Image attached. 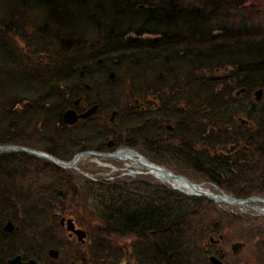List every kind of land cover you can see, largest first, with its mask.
Instances as JSON below:
<instances>
[{
  "label": "trees",
  "instance_id": "trees-1",
  "mask_svg": "<svg viewBox=\"0 0 264 264\" xmlns=\"http://www.w3.org/2000/svg\"><path fill=\"white\" fill-rule=\"evenodd\" d=\"M0 1L5 2L0 15V74L4 70H16L15 67H18L27 75V80L17 88V92L22 88L27 95L22 102L17 101L14 104V109L21 117L17 119L15 116L11 119L8 131H0V144H24V135L30 139L36 136L47 142L48 151L56 153L55 150L60 148L59 144H65L64 139L67 138L66 131L61 128L62 113L70 96L73 97L82 84V72L85 77H89L85 79H90L93 75H96L97 79L109 78L113 72L110 61H133L139 63L143 72H162L163 76L158 83L163 84L161 91L165 90L164 85L168 83L170 91L173 92L169 94L171 97H167V101H171L170 106L185 102L186 113L183 115L186 116L180 118L182 120L178 126L189 128L188 132L181 135V140L186 142L183 143L186 156L209 167V170L203 171L208 174L210 181L216 180L220 186L232 189L218 181L220 175H225L226 177H222L224 181L228 179L232 184H236V181L229 177L230 155L214 157L209 155L208 151L226 143L221 140L214 141V132H218V128L235 125L234 106L239 102L243 112L247 105L252 103L247 116L255 119L254 124L264 127V107L256 108L259 102L249 96V91L237 97L230 90L232 86H248L249 89L264 86V32L259 36L239 32L245 26L254 28L263 25L262 20L240 19L230 11V0ZM138 3H146L152 8L143 13L136 8ZM32 14L39 15L38 18L43 17L42 27L36 21L31 23ZM130 27L161 30L168 28L169 44L166 36L147 39L145 36L134 35L141 39H126L128 34L124 29ZM100 29H104L106 34H100ZM90 30L98 33L93 32L94 37H97L91 40L86 34ZM212 30L222 31L217 36H212L209 34ZM26 32L45 36V40L50 41L52 55L37 56L38 61L34 58L20 63L19 49L12 40L21 38ZM87 54L91 57L82 65L84 68L81 71L74 63ZM3 58L10 64L3 62ZM177 61L178 64L183 62L184 66L178 67V64H175ZM47 63L49 64L46 66ZM167 73L172 77L173 84L164 79ZM60 84H64V88ZM149 87L150 85L138 93L152 91ZM155 87L159 89L158 84ZM182 89V96L175 93ZM11 97L9 95L8 99L0 103V111L1 108L9 107ZM189 113L197 117L200 114L201 121L190 119ZM256 113H259L258 119L255 118ZM0 121L6 122L5 114H0ZM54 123L61 129H50ZM193 123L196 127L191 126ZM111 125L115 127L113 122ZM141 133L142 136L134 134L126 141L133 145L135 143L131 139L136 136V144L142 145V152L154 159L155 156L153 158L150 153L154 147L150 150L144 147L143 143L151 142L152 136L145 128ZM222 134L217 133V137ZM243 134L244 132L239 134V139L236 138L235 141H246L247 138ZM174 148L179 150V147ZM24 154L42 161L26 152L0 154V213H15L19 210L25 214L37 211L46 215L53 210L51 204L55 203L62 210L68 209V213L76 215L77 212L83 216L81 221L91 224L95 246L93 253H101L99 258H102L104 264H119L117 255L121 251L128 252L114 240L125 235L133 238L129 243V253H134L133 258L139 260L137 264H199L202 255L200 246H213L208 240L204 243L208 231L206 225L202 232L199 231L201 223L199 225L198 220L203 214V198L189 196L148 179L97 183L81 178L78 179L79 186H73L71 191L66 192L69 183L65 182L70 180L63 177L56 183L55 180L44 182L41 179L42 171L37 166V173L31 172L32 168H27L24 179L22 172L28 162ZM58 169L56 166V171ZM31 177L35 178L28 180ZM26 184L27 191H23ZM62 188L65 194H62ZM235 189L232 190L238 195H250L244 190ZM30 190L32 192H29ZM54 190L57 193H53ZM80 190L93 197H88L92 204H87L83 199L82 207L63 204L70 194L74 197L83 196ZM27 199L40 209H25L28 205ZM207 201L209 205H214L212 200ZM206 211L205 208V213ZM216 212L222 215L220 219L228 217L223 211ZM35 219L34 217L33 223H29L30 227H45L42 223L34 224ZM259 222L257 219L255 225L251 226L252 232L248 231L239 238L250 244L255 234H261L259 230L263 229V224L258 225ZM202 223L204 224L203 221ZM17 233L18 229L11 233L0 229V259L5 264L10 255L21 250L16 244H12ZM261 238L264 242V233ZM256 252L260 262L264 255V245L259 246ZM25 255L34 256V252ZM203 259L205 264H209L206 257ZM236 264L250 263L248 259H244Z\"/></svg>",
  "mask_w": 264,
  "mask_h": 264
},
{
  "label": "rangeland",
  "instance_id": "rangeland-1",
  "mask_svg": "<svg viewBox=\"0 0 264 264\" xmlns=\"http://www.w3.org/2000/svg\"><path fill=\"white\" fill-rule=\"evenodd\" d=\"M4 5H5V2L0 1V15L3 12L2 10L4 8ZM38 13L41 15L40 12ZM235 14L240 16L237 13ZM32 16L33 17L30 18V19H33L31 23L34 24V22L36 21L38 22L39 26L42 27L44 23L43 17L40 16L38 18L39 15L36 16L35 14H32ZM93 32L96 33L95 30L94 31L90 30L86 32L89 40L97 37V35H95L94 37ZM134 35L133 33L128 34L126 36V39L131 38V37L137 40L141 39L138 36H134ZM145 37H147V39H151L153 36H145ZM12 43L17 46V49H19L18 60L20 61V63L22 62V64L24 63V61L33 60L37 56L52 55L51 52L53 51L52 47L50 46L51 45L50 41L49 42L46 41L45 36L41 34H37L35 32L34 33L26 32L22 35L21 38H13ZM0 54H1V50H0ZM87 55H84V57L78 58L76 62L74 63V65H77L76 67L80 69L81 71L84 68V66L82 65L89 60V57H91L90 55L88 56ZM1 59L2 57L0 56V62H1ZM36 60L38 61L37 58ZM3 62L10 64L4 58H3ZM109 63L110 65H112L111 70L115 73L113 77H109V78L107 77V78H102L98 80H95L94 78L93 80H90L87 78L84 80V83L89 82L92 85V88L89 90H86L85 92H88L89 94H91V97H97L100 100V102L103 103V106L105 107L104 109L106 112V120L104 119L105 121H107L113 109L120 108L121 106H122V109H126L125 104L128 101H130V99L133 98L131 96L135 93H138L144 90L148 85H150L149 88L153 90H157V87H155L156 84H158V87H159L158 90H162L163 88V84L158 83V80H161L163 76L162 72H155V71L143 72L144 70L141 68L139 63L133 62V61L121 62L118 60V62H116L112 60ZM48 64L49 63L45 65L47 66ZM175 64L177 65L178 61ZM183 66H184L183 62H180L178 64V67H183ZM15 68L16 70H7V71L4 70L3 73L0 74V103L8 99L9 95L11 97L12 94H15L17 92V88L21 87L23 83L27 80V75H25V73L22 72L20 68L18 67H15ZM164 79L167 82L170 81L171 84L174 83L172 81L173 80L172 77L169 76L168 73L165 75ZM167 84L164 85L166 87L164 91L169 92V94H172L173 92L170 91V88L169 86L167 87ZM60 85L62 86V88H64L65 86L64 84H60ZM230 88H231L230 90H232L234 94L241 89L240 87H237V86H232ZM183 91L184 89H182L181 91H177L175 93H177V95L182 96ZM26 95L27 93H25V91L22 90L21 88L20 91H18L16 95L9 98V101H10L9 107L7 109L1 108L0 114H5L6 122L1 123L0 121V131H4L5 133L6 131L9 130L10 127H8V124L9 122H11V119L13 117L17 116V119L21 117L17 113V111L14 109L15 107L14 104L17 101L22 102ZM241 96L242 94L240 95V97ZM249 96L253 98L254 100L256 98V95L253 93V90L249 91ZM169 97H171V95ZM131 101L133 103V99ZM170 102L171 101L167 103L170 104ZM256 102H259L256 108L260 109L264 107V98ZM239 104L240 102L237 103L236 106H234V113H233L234 120L233 121L235 125L230 126V127L228 126L229 128L221 127V128H218V132L216 131L214 132V135H215L214 141L218 142L221 140L222 142H226L223 146H216L215 148L211 150L212 152L213 150H217V152H214L215 154H212V156L214 155V157L219 156V155H226V154L230 155V148L232 147V144H235L234 142L236 138L239 139L238 138L239 134L245 132L246 130L245 127H260V125L254 124L255 119H252L247 116L248 111H250V109L252 108V103L250 105L249 104L247 105L245 112H243L242 107H240ZM185 106H186L185 102H179L178 106L174 108L172 107V109L169 110V118H170L169 122L170 123L175 124L177 123L178 119L186 116V114L183 115L184 113H186L184 110ZM14 112L16 114H14ZM123 114L124 115L130 114V112L123 110L121 116H123ZM191 114L192 113L188 114V117L191 116L190 119L195 118L196 120L200 119L201 121L200 114H198L199 115L198 117L194 116L193 114L191 115ZM133 115L136 116L135 120L133 119ZM258 115L259 113L255 114L256 119H258L257 117ZM130 116H132L131 118L133 119V121L131 124L128 125V127H130L129 132H127L124 129L125 126L119 127V125H124L123 122L121 121L122 117L120 118V121L118 119L116 123L114 122V126L116 128V136L114 137V139L116 140L115 146L120 145L117 148H121V146L123 147L124 145L132 146L139 153L145 154L142 152V149H140L142 145L136 144L138 141L136 136L135 138L131 139L135 143L133 145L121 140V138L125 139V137L134 136L136 129H138L139 127H148L147 129L151 131L152 127L148 124H145V118H147L148 116L146 113H143L141 115L137 111H134V113H132V115ZM125 118L127 117L124 116V119ZM241 118L248 119L250 124H246V123L243 124L240 121ZM198 125L200 127V123H198ZM81 126L84 127L83 124H81L77 126L79 127L77 129H82ZM109 126L110 125L107 123V128H106L107 130H109ZM191 126L196 127V124L193 123ZM52 128L54 130L61 129L57 127L55 123L51 124L50 129ZM64 130L66 131L67 135L70 136L69 131L67 129H64ZM141 130H143V128ZM149 130H147L148 133L150 132ZM219 132L223 134L217 137V133ZM81 134H83V132L79 133V138H81L82 136ZM108 135H111L110 130L108 132ZM142 135L139 134L137 136H142ZM71 137L72 135L70 136V138ZM22 139H23L24 144L28 145L29 147L33 149H43V148L46 149L47 148L46 146L47 142L42 137L35 136L34 138L30 139L27 137V135H24ZM109 140H111V138H109ZM67 142H69L68 137L64 139L65 144L63 143L59 144L60 147H68L69 145L67 144ZM143 143H144V147L154 146L158 149L156 153L154 151H151V152H154L155 157H156L155 161L153 162L157 164H159L158 162H162L159 165L169 167V169L173 171L174 173L184 174L190 180L196 183H206L207 185H210V186L212 185L211 188H213V190L216 193L226 192L238 198L246 197V196H241V195L236 194V192L232 190V189L237 188L236 184L235 185L232 184L230 180L228 179L227 181H224V179H222V177L220 176L221 178L218 179V181H222V183L226 184L227 186L232 187V189H227V188L220 186L216 180L209 181L208 174H206L203 171V169H201L200 165L196 164L195 162H190L193 165H189L188 160L183 159V158L178 159L177 157H175V153L172 150H170L171 148L164 149L161 147L160 144H157V143H148V144L145 142ZM80 145H81V142L78 143V146ZM115 146L106 147V152H111V151L116 150L114 149ZM79 150L77 148H72L68 155L72 156L75 153H77ZM221 151H225V152L221 154ZM245 151L246 152L238 153L237 157L239 158L238 160L239 163H237L236 168H239L242 166L243 164L242 159L245 161L247 159L252 160L247 150ZM24 156L26 157L25 158L26 162L28 161L26 163V168L24 167L23 172H22L24 179L28 172L27 168H32L31 172L37 173V170L35 168L36 166L39 169H41L42 172L40 173L42 174L41 177H43L41 179L44 182L55 180V183H56L58 179L60 180L61 178L64 177L65 179L67 178L68 180L72 181L71 187L73 186L76 187V186H79L78 179H81V178L88 179L89 178L85 174L80 172L79 170L71 169L72 174L70 176L67 174L68 170H65L63 168H61V170L58 169V171H56V169H54L55 166L51 163H47L48 162L47 160L43 161L44 160L43 159L42 161H39L33 158L29 159L28 155L24 154ZM148 159L150 158L148 157ZM126 166H127V169L130 167H134V169L136 168L134 161L128 158L127 159L112 158V157H107V156H96V155H91V154H85L78 161V167L80 168L81 171L87 172L89 173V175H92L98 178L99 180L103 179V180H110L111 182H116L120 180L131 181L133 179H141V180L148 179L152 182L160 183V184H163L173 189V187L170 184L161 181L154 174L149 173L146 168H138L140 171H142V173L136 174L134 176L124 175L123 174L124 172L129 171V170L122 171V169H126L125 168ZM186 167H189V168L183 169ZM118 170L121 171V174L118 172ZM260 172L261 171L258 170L257 172L252 173V176L256 177L261 174ZM118 174L120 175L117 176ZM215 175H218V174L215 173ZM210 177H213V175H210ZM33 178L35 177H31L28 180H31ZM262 179L263 178L260 176L256 180H254L253 182L254 186L252 187L262 186L264 183V180ZM104 182L105 181L101 183H104ZM210 182H213V183H210ZM27 187H28V184L25 185V188L23 191H27ZM62 191H64V188H62ZM246 191H248V189H246ZM29 192H32V191L30 190ZM247 193H251V194L253 193L252 196H256V197H262V198L264 197V194H257V193L255 194L253 190H250ZM80 194L83 196L74 197L72 194H70L67 201L63 204L76 205L78 207H82L83 206V204H81L82 199L86 200L87 204L93 203V202H89L88 200V197L93 198L91 195H86L81 190H80ZM195 197L204 199V202L202 205L203 209L201 210V212L203 213L201 214V219H200L201 221L198 220L199 225L201 223V226H199L200 232L204 230L205 225H206V228L208 229L207 235L206 237H204V243L205 244L207 243V240L210 234H213L216 238L220 234L225 235L224 237L225 239H223L222 242L217 245H213L212 247L211 246L206 247L205 245L202 244L200 246L202 255L200 256L201 261L199 264H205L204 263L205 260L203 259L204 257L207 258L208 263H209L210 254L212 253L217 254V251L219 252V249L221 248L227 252V254L224 256V260L226 264H236L240 260H244V259H248V262L250 264H264V255L262 256L261 261L258 262L259 260H258V256L256 252V249L259 248V246L264 245V242H262V238H261L262 233H264V214L263 213L259 212L253 207H245L244 205H233L227 202H215L213 199H210L206 195H199V196L195 195ZM207 200H210V201L212 200L214 205L212 206L209 205ZM26 202L28 205L25 207V209H29L31 207L37 210L40 209L36 207L34 204H32L28 199L26 200ZM51 206L53 210L49 214H46V215L40 214L37 211L32 214H27V213L25 214L24 212H21L19 210H17V212L15 213H12V211H6L4 213H0V223H2V225H4L8 219H11L15 223V225L19 226L18 233L13 238L12 244L13 245L16 244L21 250H18V252L14 254L21 253L26 258L34 257L36 259H39L45 262V264H50V260L52 259V257L49 256L48 251L50 248L55 247L60 250V257L56 261L57 264H69L73 260L82 261L85 257H89L90 255H91V260L102 262L101 260L102 258H99L102 254L97 253V252L96 254L93 253L94 252L93 249L95 248V246H94V236H93L92 231L90 230L92 228L91 224L89 222L84 223L83 221H81V219H83V216H81L80 214H77V212H75L76 215L71 212H69L70 214L68 213L69 215L75 218L76 224L78 226H81L88 231V238H87L86 244H81L77 241L76 238L69 237L67 230L60 225L59 220L61 216H63V214L65 213L64 209L62 210L61 207L57 205V203L51 204ZM86 207L90 208V206H86ZM205 208L207 210L206 213H205ZM217 210L225 212L228 215V217L225 219H220L219 217L222 215H219L218 212H216ZM85 213H88V211H85ZM34 217L36 218L34 221V224L40 225L42 223L44 224L45 227L39 226L38 229L30 227L29 223L30 222L33 223L32 219ZM257 219H259L260 221L258 225L260 223L263 224L261 226V228L263 229L259 230L261 234H258V235L255 234L252 237L251 239L252 244L251 243L246 244L245 242V244H243V246L240 249L238 250L232 249L233 242H244L239 237L240 236L242 237V234L248 231L252 232L251 226L255 225L254 223L257 221ZM202 221L204 222V224L202 223ZM2 225L0 226V228L2 227ZM244 237H246V235ZM114 240H116V242L120 244V247L122 248L125 247V249L128 250V252L126 253L120 252V253H123V255L120 258L118 257L119 254L117 255V259L120 262V264H137V262H139V260H136L133 258L134 253L132 252L129 253V250H130L129 243L131 240H133L131 236L125 235V236L117 237ZM248 242H250V240H248ZM29 252H34V256L25 255L26 253H29ZM14 254L10 255L9 257H12ZM128 256H131V257H128ZM0 262L2 264H5L2 259H0ZM110 263L113 264V262H110ZM82 264H85V263L82 262Z\"/></svg>",
  "mask_w": 264,
  "mask_h": 264
},
{
  "label": "flooded vegetation",
  "instance_id": "flooded-vegetation-1",
  "mask_svg": "<svg viewBox=\"0 0 264 264\" xmlns=\"http://www.w3.org/2000/svg\"><path fill=\"white\" fill-rule=\"evenodd\" d=\"M230 4V10L233 13H237L240 16V19H246V20H262L263 25H260L259 27L249 28V26H245L244 28H241L239 32L241 33H247L249 35L259 36L264 32V0H237L235 3L234 0ZM136 8L138 10H142L143 13L145 11L152 8V6H147L146 3H138L136 5ZM200 15V13H197ZM99 29V28H98ZM119 31H121V28H119ZM216 34H220L222 30H212L209 34L212 36H217ZM124 32L127 34L133 33L136 35L141 36H166L167 44H169V29L166 28L164 30L156 29V28H127L124 29ZM95 33V32H94ZM98 34V33H95ZM100 34L104 35L106 34L104 32V29H100ZM88 77V76H86ZM85 75L81 74L80 80H85ZM89 78V77H88ZM94 78L95 80H98L96 75H93V77H90V79ZM168 87V85H167ZM245 87V91L241 92L237 96L240 97L242 94L245 95L248 91L253 90V93L256 89L262 87L264 89V86H256L252 89H249L248 86H241L240 88ZM92 88V85L88 82L83 83L79 85V90L74 94L73 97L70 96L69 101L66 104L65 109H74L78 114H82L92 108V106L97 105L95 111L93 114L86 118H80L75 124H67L64 122V119H62V129H67L70 133L68 147H60L55 150L56 153L54 155L64 161H68V154L71 151L72 148L76 147L78 150L80 148V152L86 151V150H96L98 152H104L106 147L109 146V140L107 136V121L106 120V112L105 107L103 106V103L100 102V100L97 97H91V94L88 92H85L86 90H89ZM239 88V89H240ZM166 89V87H165ZM133 103L132 99L128 101L125 104L126 109H122V106L117 109H113L112 111L116 110V114L113 120L116 118H119L122 115V111H129L134 113V111L146 113L150 116H147L145 118L146 124H152L151 127H160L162 131H159L158 134L155 136L152 134V139L150 141L152 143L160 144L162 148L170 149L173 147V143L179 144V150L173 151L175 153V156H177L179 159L183 158L189 161V165H193L190 162H195L193 159L186 156V153L183 151V143H186L181 140V135L183 133H186L189 131V128L187 127H180L178 124L181 123L182 119H178L177 123L172 124L169 122V110L172 109V106H170L167 102V97L169 96V92L161 91V90H153L143 92V94H133ZM137 96V97H136ZM146 96V97H145ZM178 106V104H174L173 108ZM104 109V110H103ZM111 111V114H112ZM110 114V115H111ZM63 115V113H62ZM110 118V117H109ZM105 119V120H104ZM112 120V121H113ZM83 124L84 127L81 126L82 129H77L79 125ZM91 125V126H90ZM140 128V127H139ZM246 130L243 134L247 138L246 141H235V144H232V147L230 148V179L236 181L237 188L246 191L248 189L253 190L256 194H264V183L260 187H252L254 186V180H256L258 177H262L264 180V127H245ZM112 133L114 132V136H116V128L110 127ZM129 130V129H128ZM201 129H199V132ZM83 132L81 134V138H79V133ZM138 133V132H135ZM128 137L121 138V140L126 141ZM74 141V143H73ZM115 141V140H114ZM81 142V145L78 146V143ZM128 142V141H126ZM195 143V142H191ZM200 143V142H197ZM171 150V149H170ZM247 152L250 154V157L252 160L247 159L246 161L242 159V166L239 168H236L237 163H239V158L237 157L238 153L240 152ZM216 151V150H214ZM213 151V152H214ZM171 152V151H169ZM211 154V151H209ZM222 153V151H221ZM59 154V155H58ZM72 155L69 158H73ZM196 164L200 165L201 169L203 170H209V167L206 164H202V162ZM63 168V167H62ZM189 167L183 168L188 169ZM65 169V168H64ZM68 170V175L71 176L72 170L71 168H66ZM182 169V170H183ZM260 170L261 174L253 177L252 173L257 172ZM232 171V172H231ZM74 176V174H73ZM221 177H226L225 175H220ZM219 177V176H216ZM75 179V178H74ZM89 179L91 182H103L105 180L98 179L94 176H89ZM239 181V182H238ZM106 182V181H105ZM238 182V183H237ZM65 183H69V186L67 187V190L71 189L72 181H67ZM75 184V183H74ZM239 185V186H238ZM71 191V190H70ZM53 192L57 193L56 190ZM62 194H65V191L62 192ZM251 194V193H250ZM253 194V193H252ZM65 212H68V209L64 210ZM64 228V227H63ZM68 232V231H67ZM69 235V232H68ZM224 235V234H220ZM70 237V236H69ZM71 238H76V236H71ZM224 239V238H223ZM221 239V240H223ZM218 244V243H217ZM239 249V248H235ZM218 256H220L224 260V256L227 254L226 251H224L222 248L219 249V252L217 251ZM27 260L26 258H24ZM58 258H52L50 260V264H57ZM39 260V259H38ZM41 261V260H39ZM74 261V260H73ZM73 261H71L69 264H71ZM225 261V260H224ZM43 264L45 262L41 261ZM82 264L84 262L85 264H104V261L99 262L96 260H91V255L89 257H85L82 261H77Z\"/></svg>",
  "mask_w": 264,
  "mask_h": 264
},
{
  "label": "water",
  "instance_id": "water-1",
  "mask_svg": "<svg viewBox=\"0 0 264 264\" xmlns=\"http://www.w3.org/2000/svg\"><path fill=\"white\" fill-rule=\"evenodd\" d=\"M216 33H217V31L215 32V34ZM243 91H245V88H241L237 92V94H240ZM255 95H256L257 101L261 100L262 95H263V89L259 88L258 90H256ZM96 107H97V105H94V106H92V108H90L89 110H87L86 112H84L82 114H78L76 112V110H74V109H70V108L66 109L63 112V119L68 124H74L80 118H86V117L90 116L91 114H93ZM115 114H116V111H113L112 119H113ZM241 121L242 122H248V120L243 119V118L241 119ZM110 145H113V140H110ZM8 151H26V152L34 154L36 156H40V157L49 159V160L55 162L56 164H58L62 167H65V168L73 167L76 169H78V166H77L78 160L80 159V157L84 153L98 154V152H96V151H84V152H80V153L76 154L71 160L64 161V160H61L59 158H56L52 154L46 153L44 151L36 150L33 148L24 147V146L15 145V144H0V153L8 152ZM125 151H127V152L134 151L135 152L134 149H130V148H126ZM125 154L126 153H123V152L121 153L120 150H117L115 152L103 153V155H105V156L116 157V158H122V156ZM150 163H151V165H154L155 167L160 168V170L164 173V175H168L172 179L173 178H182V179L186 180L187 182H189L192 186L195 185V183L192 182L185 175L176 174L166 167H163V166L159 167L152 162H150ZM173 187L178 189V187H176L174 185H173ZM183 192H185V191H183ZM185 193H187V194H198V193H192V192L191 193L185 192ZM206 195L209 196L210 198H212L215 202L222 200V201H226L227 203L234 204V205H240V204L243 205V204H246L247 202L255 201V200H258V201H261L264 203V198H257V197L238 199V198L231 197L230 195H228L229 199L226 200L225 198L223 199L220 194H214V193L210 192L209 194H206ZM230 197H231V200H230ZM60 224L64 227H66V229L69 231L70 236L75 235L79 242H81V243L86 242L87 231L81 227H77L73 217H67L66 215L62 216L60 219ZM16 228H17V226L14 224V222L12 220H8L3 226V229L5 231H8V232H12ZM221 238H223V235H220L219 239H215L214 236H210L209 240L212 243H218ZM242 246H243V243L236 242L233 244L232 247L233 248H241ZM48 253L52 258H58L60 255V250L53 247V248L49 249ZM209 261L211 264H225L224 261L220 257H218L217 255H210ZM7 262L9 264H42L41 262H39L37 259H34V258H30L28 261H26L23 259V256L21 254H16V255L8 258ZM71 264H80V263L73 261Z\"/></svg>",
  "mask_w": 264,
  "mask_h": 264
},
{
  "label": "bare ground",
  "instance_id": "bare-ground-1",
  "mask_svg": "<svg viewBox=\"0 0 264 264\" xmlns=\"http://www.w3.org/2000/svg\"><path fill=\"white\" fill-rule=\"evenodd\" d=\"M122 116L119 117V121L120 118ZM127 119H124L122 117L121 121L124 122ZM122 158H129L131 160L134 161L135 166L137 168H146L150 173L154 174L157 178H159L161 181L172 184L176 187H178L179 189L185 191V192H189V193H198V195H206L209 194L210 192L216 194V192L213 190V188H211L209 185L207 184H197L192 186L189 182H187L186 180L182 179V178H170L168 175H164V173L160 170V168L155 167L154 165H151V163L149 161H147L144 157L140 156L137 154V152L134 151H130V152H126L125 155L122 156ZM169 174V173H168ZM221 197L224 199H229L228 194H223L221 195ZM231 200V197H230ZM222 200H220L221 202ZM218 202V201H217ZM245 205V207H253L256 210H258L259 212L264 214V205L263 203L259 202V201H254V202H250L247 205Z\"/></svg>",
  "mask_w": 264,
  "mask_h": 264
}]
</instances>
